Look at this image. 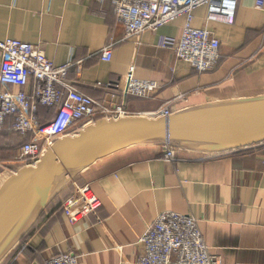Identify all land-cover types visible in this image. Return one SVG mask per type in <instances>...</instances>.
Wrapping results in <instances>:
<instances>
[{
    "label": "crops",
    "instance_id": "crops-1",
    "mask_svg": "<svg viewBox=\"0 0 264 264\" xmlns=\"http://www.w3.org/2000/svg\"><path fill=\"white\" fill-rule=\"evenodd\" d=\"M255 1H239L233 26H210L221 41V59L204 73L160 47L164 37H181L185 18L146 32L139 44L121 42L125 32L110 0H0V42L38 46L58 66L79 63L69 81L96 100L109 97L99 84H111L121 97L119 82L134 66L138 79L162 88L154 98L114 104L125 105L130 117H153L173 101L179 112L264 95V11ZM205 16V9L196 12V27ZM112 40L119 44L112 61L104 62L100 51ZM40 115L43 122L53 119L52 110L41 109ZM26 140L9 130L1 134L0 188L23 169L18 157ZM200 155L182 151L188 160L172 164L160 158L161 147L137 146L102 157L62 190L1 264H45L64 253L77 254L81 264H137L141 238L168 211L197 218L223 264H264V145L215 160ZM87 185L101 206L75 221L77 208L69 201Z\"/></svg>",
    "mask_w": 264,
    "mask_h": 264
},
{
    "label": "built area",
    "instance_id": "built-area-1",
    "mask_svg": "<svg viewBox=\"0 0 264 264\" xmlns=\"http://www.w3.org/2000/svg\"><path fill=\"white\" fill-rule=\"evenodd\" d=\"M104 0H102L103 2ZM113 14L124 29L121 42L139 44L146 32L160 29L185 18L179 38L164 37L160 47L168 49L177 59L191 65L198 72L213 71L219 64L221 41L212 24L233 26L240 0H110ZM255 8L264 11V0H256ZM206 10L203 26L196 27V12ZM113 40L100 51L104 62H110ZM0 137L9 130L27 140L19 150L18 162L23 168L36 167L53 144L67 137L77 136L86 127L100 120H118L130 117L125 105L114 104L130 97L151 99L162 86L154 80H141L131 66L120 95L112 92L111 84H99L109 96L96 100L76 88L69 81L70 70L79 63L69 62L58 66L47 58L40 47L13 39L0 42ZM30 87L29 92L26 89ZM12 88H20L14 92ZM123 97V98H122ZM178 100H184L183 97ZM122 101V102H123ZM114 104V106H113ZM176 101L170 102L154 114V118L169 117ZM53 111V119L43 122L40 110ZM182 151L161 147L162 159L168 163L188 160L180 157ZM231 153L201 154L200 160H215ZM69 203L77 208L75 221H81L100 208V201L89 185L78 192V198ZM143 252L137 264H223L212 253L200 229V221L176 212H163L151 224L140 240ZM45 264H81L75 253L52 257Z\"/></svg>",
    "mask_w": 264,
    "mask_h": 264
},
{
    "label": "water",
    "instance_id": "water-1",
    "mask_svg": "<svg viewBox=\"0 0 264 264\" xmlns=\"http://www.w3.org/2000/svg\"><path fill=\"white\" fill-rule=\"evenodd\" d=\"M264 145V95L208 103L169 117L100 120L56 141L36 167L23 168L0 188V264L54 199L102 157L137 146L200 154Z\"/></svg>",
    "mask_w": 264,
    "mask_h": 264
},
{
    "label": "rangeland",
    "instance_id": "rangeland-1",
    "mask_svg": "<svg viewBox=\"0 0 264 264\" xmlns=\"http://www.w3.org/2000/svg\"><path fill=\"white\" fill-rule=\"evenodd\" d=\"M182 111V110H181ZM160 158L162 159V153H161V156H160ZM163 160V159H162Z\"/></svg>",
    "mask_w": 264,
    "mask_h": 264
},
{
    "label": "trees",
    "instance_id": "trees-1",
    "mask_svg": "<svg viewBox=\"0 0 264 264\" xmlns=\"http://www.w3.org/2000/svg\"><path fill=\"white\" fill-rule=\"evenodd\" d=\"M42 109H44V108H42Z\"/></svg>",
    "mask_w": 264,
    "mask_h": 264
}]
</instances>
